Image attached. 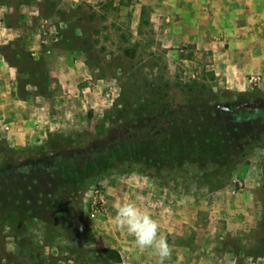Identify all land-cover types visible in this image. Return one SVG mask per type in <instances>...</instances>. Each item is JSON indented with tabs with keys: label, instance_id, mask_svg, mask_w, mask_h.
<instances>
[{
	"label": "rangeland",
	"instance_id": "rangeland-1",
	"mask_svg": "<svg viewBox=\"0 0 264 264\" xmlns=\"http://www.w3.org/2000/svg\"><path fill=\"white\" fill-rule=\"evenodd\" d=\"M207 1L202 2L203 13L212 16ZM0 2H10L16 10L23 7L28 19L14 13L2 23L5 29L35 32L38 46L27 51L19 39L10 46L0 42V55L15 73L7 88L10 98L20 109H35L31 121L0 114L3 175L10 170L3 169L4 164L16 159L10 151L17 156L45 152L48 141L87 162L82 154L87 151L72 153L69 139L77 146L86 137L88 142L89 137L110 130L114 109L122 101L141 100L153 87L169 85L170 92L177 85L204 90L236 122L250 119L252 112L264 115V98H260L264 97V59L250 61L248 54L234 60L235 54L224 51L232 39L219 31L190 36L175 28L170 32L171 26L180 24L184 0ZM255 55L264 58V52ZM71 72L78 78L73 83L64 81ZM60 103L68 110L57 108ZM97 138V147L105 146ZM126 146L130 147L119 141L116 148L101 151L111 167L99 169L94 177L85 176L83 170L81 176L72 171H77L76 163L65 165L71 159L56 160L63 167L42 174L37 182L47 196L54 194L53 201L48 200L42 211L41 201L31 204L21 223L14 220L20 202L0 216V264H85L82 259L88 258L90 264H113L99 255L103 248L116 250L108 241L118 228L116 207L125 202L134 203L158 225L173 221L176 230L167 233V241L190 246L193 254L203 247L198 243L212 246L213 239L226 264H264V148H255L222 177L212 178L208 169L170 178L152 175V167L146 165L142 166L145 174L113 166L119 158L133 155ZM22 163L23 168H34ZM52 179L57 183L52 184ZM16 186L10 183L7 191ZM27 188L26 194L21 189L13 193L17 201L29 198ZM34 209L42 214L40 218L32 217ZM179 216L189 217L188 222L175 221ZM229 251L231 255H225ZM32 254L37 256L32 259ZM121 254L119 264H146L129 258L125 251ZM185 256L189 257L188 249L181 258H169V264H188L182 259Z\"/></svg>",
	"mask_w": 264,
	"mask_h": 264
},
{
	"label": "trees",
	"instance_id": "trees-1",
	"mask_svg": "<svg viewBox=\"0 0 264 264\" xmlns=\"http://www.w3.org/2000/svg\"><path fill=\"white\" fill-rule=\"evenodd\" d=\"M172 88L169 85L153 87L141 100L129 104L122 101L120 108L114 109L115 118L110 123V130L89 137L88 142L86 137L77 142L79 146H75L73 140L69 139V149L72 153L74 150L80 153L81 149L87 151L88 154L82 152L87 162L61 149L59 144L54 143L56 141L46 142L45 152L44 150L27 154L21 152L17 156L10 151V156L16 159L2 167L10 168L9 172L5 175L2 174V169L0 172V216L10 212L15 204L18 208L19 202L23 205L14 216V220L19 223L26 220L27 212L24 211L31 208V204L38 205L41 201L42 205L40 204L38 209L42 211L48 205L47 201L52 202L54 196V194L47 196L45 191H41L42 188L39 189L37 182L43 177L42 174H50L55 172L57 167H63L57 163L59 160L71 159V162H65V165L76 163L77 171L75 169L72 171L81 176L79 172L83 170L85 176L89 173L93 176L99 169L102 171L106 167H111L105 162L101 151L116 148L119 141L122 144L128 143L130 147L126 146L127 149H133L134 153L119 158L113 166H124L126 170L133 169L145 174L147 171L143 170L142 166L146 165L152 167V175L164 174L170 178L177 174L186 175L191 171L203 172L208 169H211L212 178L222 177L228 175L234 166L255 148H264L263 114L252 112L250 119L236 122L231 118L230 111L223 108L225 106L218 99L210 98L204 90L177 85L176 90L170 92ZM98 136L105 146L97 147ZM87 144L88 146H85ZM22 160L23 165L29 163L27 167L33 165L34 168L32 170L23 168ZM78 166L84 168L79 169ZM24 175L28 176L24 178ZM23 179H28V183H23ZM32 181L35 182L34 185H31ZM10 183H15L17 189H10L8 192L7 186ZM51 183L56 184L57 181L52 179ZM222 185L223 183H220L218 187L221 188ZM26 188L30 189L27 191L29 198L18 197L17 201V196L13 193L21 189L26 194L24 192ZM41 215L34 209L32 217L40 218ZM35 256L37 255L32 254V259ZM99 257L106 263L119 264L122 261L118 251L111 248H103ZM82 261L85 264L91 263L89 258Z\"/></svg>",
	"mask_w": 264,
	"mask_h": 264
},
{
	"label": "crops",
	"instance_id": "crops-1",
	"mask_svg": "<svg viewBox=\"0 0 264 264\" xmlns=\"http://www.w3.org/2000/svg\"><path fill=\"white\" fill-rule=\"evenodd\" d=\"M203 0H184L182 7L180 8L179 26H171L170 32L175 29H179L184 33V36H190L192 34H202L203 31L212 33L219 31L221 36L230 37L232 43L229 44L228 50H224L226 53L235 54L234 60H243V56L251 54V60L264 59L263 57H257L254 54L264 52V0H210L207 1L212 8V16H205L202 9ZM259 6V9H258ZM258 9V10H257ZM25 10L21 6L20 10H16L10 2H0V42L5 45H12L15 39L21 41V46L25 50L34 49L37 50L38 46L36 43L37 35L35 32H19L13 31L11 28L4 27L3 20H11L14 13L19 14L22 19H28L27 14H24ZM6 30H8L6 32ZM213 33V34H214ZM3 40V41H2ZM222 51V50H221ZM249 60V58H247ZM7 63L0 55V114H6L8 116H20L26 120L31 121L34 119L35 109H20L19 104L14 103V98L11 96L7 88L14 81L15 73L9 71L6 67ZM9 68H11L8 65ZM78 78L76 72H71L67 77H63L64 81L73 83ZM57 108H61L62 111L68 110V107L64 103L56 104ZM22 112L23 113L22 115ZM27 116V117H26ZM44 118V122H45ZM189 217L179 216L175 221L180 220L187 221ZM173 221H161L159 224L160 235L164 237L167 233H172L176 230ZM188 222V221H187ZM171 235V234H170ZM116 241L110 242L115 245V249L122 257L121 251H125L127 256L134 260H140L146 264H156L158 257L154 254L152 249L140 250L136 244L133 236L127 234L126 230L120 228L116 229L114 238ZM211 242V241H210ZM171 247V256H176V259L181 258L183 252L187 249L189 251V257L185 256L182 259L188 261V264H226L222 261L221 252L215 247L214 240L212 239V246L209 242L198 243L197 245L203 244V247H198L196 253L191 252V247H183V242L177 244L176 242H168ZM179 245V246H178ZM231 255V252L225 253V255ZM169 259L164 261V264H169ZM196 261V263H195Z\"/></svg>",
	"mask_w": 264,
	"mask_h": 264
},
{
	"label": "clouds",
	"instance_id": "clouds-1",
	"mask_svg": "<svg viewBox=\"0 0 264 264\" xmlns=\"http://www.w3.org/2000/svg\"><path fill=\"white\" fill-rule=\"evenodd\" d=\"M114 222L118 228L126 230L127 234L134 237L140 250L152 249L158 257L157 264H164L170 258L171 247L166 237L160 235L157 221L134 203L117 205Z\"/></svg>",
	"mask_w": 264,
	"mask_h": 264
},
{
	"label": "built area",
	"instance_id": "built-area-1",
	"mask_svg": "<svg viewBox=\"0 0 264 264\" xmlns=\"http://www.w3.org/2000/svg\"><path fill=\"white\" fill-rule=\"evenodd\" d=\"M252 80L254 81L255 79H254V78H252Z\"/></svg>",
	"mask_w": 264,
	"mask_h": 264
}]
</instances>
